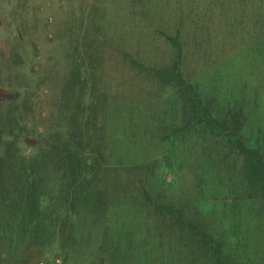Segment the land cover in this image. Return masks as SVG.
Masks as SVG:
<instances>
[{
    "label": "trees",
    "instance_id": "trees-1",
    "mask_svg": "<svg viewBox=\"0 0 264 264\" xmlns=\"http://www.w3.org/2000/svg\"><path fill=\"white\" fill-rule=\"evenodd\" d=\"M64 26L63 113L31 156L13 157L0 129L8 257L264 264V0H90ZM19 39L0 49L1 83L17 78L19 45H36Z\"/></svg>",
    "mask_w": 264,
    "mask_h": 264
},
{
    "label": "rangeland",
    "instance_id": "rangeland-1",
    "mask_svg": "<svg viewBox=\"0 0 264 264\" xmlns=\"http://www.w3.org/2000/svg\"><path fill=\"white\" fill-rule=\"evenodd\" d=\"M88 2L90 0H0V49L7 51L8 55L15 53L16 50L12 51L10 49L12 45L9 46V44H20V31L24 32L27 38L36 41L33 47L29 45V41L19 45L17 64L14 66L17 78L12 81L13 83L0 82V129L8 128L4 137L18 143L19 150L13 153L14 149H12L13 157L16 156V152L31 156L38 143L35 140L36 137L42 139L48 124L58 121L56 117L63 113L64 86L60 77L64 72L65 54L58 36L61 29L65 27L64 22L68 19L70 9L81 6V3H84L86 8ZM22 46L26 47L22 48ZM109 79H113L112 73ZM134 89L133 91H137L141 97L140 103L144 105L145 91L137 87ZM10 90L11 93L19 92L17 102L12 107H10V101L6 100V94ZM133 91L130 93L134 95ZM3 106L11 111L8 115L6 114V117H3L4 111L1 110ZM14 108H19V115ZM22 118V122L27 123V130L22 135L9 133L11 129L18 130L17 125H22L20 121ZM3 146L0 147V156L3 155ZM158 157L161 159L160 166L167 165L163 160L166 156L161 154ZM152 158L155 157L152 156ZM163 171L166 173L167 182L176 177V174L168 170L166 166ZM180 175L182 179L179 189H183L184 192L189 189L192 177L185 169L180 171ZM3 247V243L0 242L2 253L0 264H15ZM39 249L35 247L30 249L28 255H21L22 260H19L17 264H61L63 262L61 255L49 252L50 250ZM18 254L15 257L20 255Z\"/></svg>",
    "mask_w": 264,
    "mask_h": 264
}]
</instances>
